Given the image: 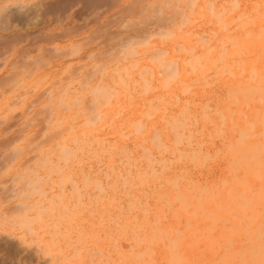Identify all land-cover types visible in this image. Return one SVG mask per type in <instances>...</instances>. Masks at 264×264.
I'll use <instances>...</instances> for the list:
<instances>
[{"label":"rangeland","instance_id":"1","mask_svg":"<svg viewBox=\"0 0 264 264\" xmlns=\"http://www.w3.org/2000/svg\"><path fill=\"white\" fill-rule=\"evenodd\" d=\"M0 264H264V0H0Z\"/></svg>","mask_w":264,"mask_h":264}]
</instances>
